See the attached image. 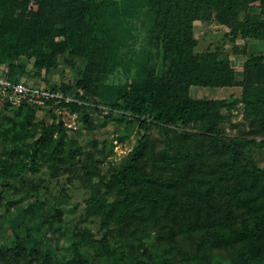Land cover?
<instances>
[{"label":"trees","instance_id":"16d2710c","mask_svg":"<svg viewBox=\"0 0 264 264\" xmlns=\"http://www.w3.org/2000/svg\"><path fill=\"white\" fill-rule=\"evenodd\" d=\"M144 9L155 27V50L123 41ZM210 20L230 28L231 49L213 41L199 48L195 22ZM259 41L264 0H0V74L30 85L31 76L63 64L73 80L37 87L82 101L26 97L16 105L0 91L7 108L0 112V178L14 179L13 193L21 194L9 207L40 195L44 168L59 176L72 172L70 161L79 166L71 173L78 188L87 191L85 224L69 227V251L16 238L0 245V264H264V166L254 154L264 149V49L249 48ZM231 54L244 56L241 79ZM114 72L124 77L114 79ZM228 85H241L240 97L192 94L193 86ZM241 102L246 121L237 135H227L226 114ZM55 104L65 109L63 118L71 119V108L87 128L95 125L91 108L122 111L121 124H139V143L106 166V151L85 148L78 126L36 120L39 109ZM155 128L162 144L149 133ZM65 208L56 205L46 218L30 204L18 228L26 223L34 239L45 221L54 236ZM10 221L17 233L16 218Z\"/></svg>","mask_w":264,"mask_h":264},{"label":"rangeland","instance_id":"374dc122","mask_svg":"<svg viewBox=\"0 0 264 264\" xmlns=\"http://www.w3.org/2000/svg\"><path fill=\"white\" fill-rule=\"evenodd\" d=\"M251 11H259V5L254 6ZM195 25L197 31L196 36L197 38H199L200 41L199 48L201 50L205 49L212 41H213V44H211L212 47L219 44H224L226 42L225 48L227 50L232 48L233 46L232 42L225 40L231 38V34L229 33L230 28L226 29V27L223 26L220 22L214 20H210L206 22L196 21ZM133 29L135 30L134 35H132V37H127V39L123 41L125 42L132 41L137 47L141 46L142 49L148 46V49L155 50L152 44V42H154V36L156 35L155 27L154 24L152 23V18L150 16V13L146 9H144L141 13H139L136 19H134ZM234 42L238 43L239 46H242L244 45L245 40L242 38H238ZM254 43L255 42L250 43L249 45L250 49L254 47H260L264 49V42L262 41L256 42L257 45L256 43L255 44ZM238 58H234L233 62L235 63V65L237 64L238 69H241L243 67L242 62L244 61V56L241 57L238 56ZM73 73L74 72L71 69H64L63 64H61L56 69L49 71V73L48 70H46V72L41 73L39 76L38 75H36L35 77L31 76L28 82L30 85L32 84L33 86H47V85L51 86L52 83H55V85L60 84L61 82L66 83L67 81L66 79L68 78H72L73 80V75H72ZM122 77H124V73L121 72H114L112 74V78L114 79H119ZM241 92L242 89L240 86L237 87L193 86L192 87V94L198 97H212V98L232 97L233 98V97H240ZM5 99L6 96H3L1 100H5ZM15 104L19 105L20 103H15ZM240 104L241 105H239L238 108L234 109L232 112H229V114H226L227 119L224 122V126L227 135H231V136L237 135V132L240 129L239 123L240 122L244 123L246 121L243 103L241 102ZM6 109L7 108L2 107V105L0 106V112L6 111ZM60 109L61 107H59V105L57 104L53 105V107L50 106L49 108L42 107L37 111L36 120L46 119L49 123L52 124L56 123V121L58 120H62L63 122H65L66 119L63 118ZM67 111L70 113L72 112L71 108H69ZM223 111L227 113L226 110ZM53 112L56 114V117L53 116ZM90 113L94 118L95 125L90 128L89 127L87 128L83 120H79L78 118L76 119L78 124V128L76 129L79 131L77 132L78 134L77 133L76 134L79 137V142L83 144L85 148H93V149H99L100 151L101 150L106 151L107 153L106 159L103 158L104 165L108 166L112 162L121 161L139 143V140L141 138V131H139V124L137 123V121L135 122V126L133 127L132 124H128V125L121 124L118 118L123 113L122 111L112 109L111 106L105 104V108L103 107L101 112H99L98 109L94 110V108L93 109L91 108ZM71 132L73 134L75 133L74 131ZM149 133L153 134L152 137L157 141L158 144H162L164 140L163 139L164 136L161 135L158 128H155L154 130H150ZM57 134H58V130L55 129L54 136ZM34 139H35L34 136H30L28 138V140L31 141ZM254 154L257 162L261 166H264V149L256 147ZM76 165H77L76 162L70 161L68 166H70L72 172L70 170L63 169L64 171H61V174L59 176L52 175L49 169L44 168L41 173L42 176H40L42 178V182L40 184L42 185V189H43V190L41 189L42 192L40 193V195L39 193L37 195H33L11 207H9L10 200L21 197V194L15 195V193H13L14 190L11 184L13 183L14 179L10 178L9 180H5L0 178V194H1L0 199H2V203L0 204V245L3 243L7 244L9 243L10 240L20 238L23 240V243L28 247L35 246L43 249L59 248L63 251L64 249L66 251L70 250L72 243V236L69 232V230L71 231L70 228L75 227V225L79 226L85 224L82 223L81 221V214L84 212V210L82 209V200L86 196L87 191H85V189H82L81 187L78 188L77 185L80 183L79 180H77L74 177V175H71V173H75L77 168H79V166ZM27 177H29V180L32 177H34L33 171H28ZM38 195L40 197V200H37ZM56 196L58 199H60L57 202L55 201ZM75 203L78 204L81 203L79 204L76 211H74V209L72 208L74 207L73 205H75ZM30 204H33V206L35 207L36 210L35 216L42 215V216H46V218H47L46 215L47 213L49 218H51L50 214L53 213L56 205L66 207L65 208L66 212L64 213V218L61 222L62 224L61 225L58 224L60 225L59 227H61V230L57 232L56 235L51 236L50 234L51 226L48 223H45V221H40L41 227L39 228V231H37V233H35V235L32 236V237L35 236V238L34 239L28 238V235L26 236L27 234L26 229L24 228L26 223H24V227L23 226H21L20 228L18 227H19V221H21L23 217L25 218L26 215L28 214V212H26V208ZM12 217L16 218V221L12 222V224L14 223L17 224L16 225L17 233L14 230L13 226L10 224L11 223L10 220H12ZM36 220L39 221V218L37 219V217H35L28 221H32V223L34 224ZM23 221L21 222V224L23 223ZM28 226H31L30 223H28ZM31 232L34 233V230H32ZM69 261L70 259L68 254L67 263H70Z\"/></svg>","mask_w":264,"mask_h":264},{"label":"built area","instance_id":"2783aa9c","mask_svg":"<svg viewBox=\"0 0 264 264\" xmlns=\"http://www.w3.org/2000/svg\"><path fill=\"white\" fill-rule=\"evenodd\" d=\"M0 91L3 93V95H6L10 97V99L14 103H20L23 98L30 97L34 101H39V102H44V99L42 97H54L57 98L58 100H65L67 102H72V101H79L74 95H69V94H64L59 91H53L51 89L47 88H40L37 86H31V85H26L23 82L19 83H13L10 81L8 78L4 77V75L0 74ZM105 108V106H103ZM60 112H65V109H60ZM67 114L68 112L66 110ZM70 120L66 119V124L68 126L76 128L78 126L77 124V113L76 112H71L70 114Z\"/></svg>","mask_w":264,"mask_h":264},{"label":"crops","instance_id":"0c3cea01","mask_svg":"<svg viewBox=\"0 0 264 264\" xmlns=\"http://www.w3.org/2000/svg\"><path fill=\"white\" fill-rule=\"evenodd\" d=\"M239 57H240V56H239ZM234 58H238V55L231 54L230 59H231V62H232V64H233V66H234L235 69H236V72H237V78H238V79H241V78H242V69H243V67H242L241 69H238L237 64L235 65V63L233 62ZM238 59H239V58H238ZM242 63H243V62H242ZM240 66H241V65H240ZM242 66H243V65H242ZM240 70H241V71H240ZM237 86H240L241 89H242V86H241V85H228V86H220V87H237ZM232 92H235V91H232ZM224 98H226V97H224Z\"/></svg>","mask_w":264,"mask_h":264}]
</instances>
